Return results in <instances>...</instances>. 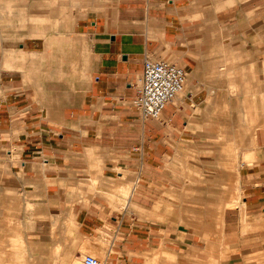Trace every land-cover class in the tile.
I'll return each instance as SVG.
<instances>
[{
  "label": "crops",
  "instance_id": "obj_1",
  "mask_svg": "<svg viewBox=\"0 0 264 264\" xmlns=\"http://www.w3.org/2000/svg\"><path fill=\"white\" fill-rule=\"evenodd\" d=\"M91 2L95 6L85 17L68 16L76 22L71 36L86 43L37 49L36 39L26 37L8 67L0 64V181L14 185L0 188V205L18 196L24 208L32 206L41 217L52 212L71 217L76 236L101 240L107 235L112 251L104 264H145L150 252V262L161 252L193 257L198 243L165 227L160 212L173 204V161L186 152H203L212 101L236 98L224 96L219 85L246 84L250 93L255 84L250 71L253 76L264 60L256 54L255 37L264 36V27L253 26L256 0ZM145 58L167 59L187 75L183 92L158 120L142 121L131 104ZM220 64H229L236 79L213 86V68ZM217 125L224 130L223 121ZM237 164L241 202L239 209L224 212V235L231 215L239 222L244 213L262 243L263 135L239 152ZM123 174L136 179L144 201L132 205L150 212L148 218H129L109 199ZM204 252L211 258L210 244Z\"/></svg>",
  "mask_w": 264,
  "mask_h": 264
},
{
  "label": "rangeland",
  "instance_id": "obj_2",
  "mask_svg": "<svg viewBox=\"0 0 264 264\" xmlns=\"http://www.w3.org/2000/svg\"><path fill=\"white\" fill-rule=\"evenodd\" d=\"M57 1L55 4L51 0H0L1 68L6 69L13 61L15 50L26 37L36 39L33 47L37 49L43 44L86 43L82 38L71 36L76 22L68 16L78 14L85 17L95 5L91 0H72L73 3L70 0ZM263 1L256 0L253 16L256 28L264 27ZM75 2L81 5V10ZM31 16L43 19L30 20ZM25 32L30 35L25 36ZM38 33H43V36L36 35ZM255 44L257 57H264V36H256ZM218 66L213 68V86L223 79L227 82L236 79L230 72L233 68L228 67L229 64ZM252 74L250 71L255 84L250 85V93H247L246 84L219 85L224 87V96L236 98H226L218 105L215 100L212 101L208 116L209 131L201 156L190 151L173 161L175 186L170 196L173 204L165 206V210L160 212V221L165 227L170 226L182 236L192 238L199 247L193 257L186 259L182 252L173 256L161 252L153 254L150 262V252L145 256V264H264V242L255 238L257 229L248 224L244 213H241L239 222L233 218L234 214H230L233 220L226 221V236L223 225L224 212L239 209L241 202L237 186L239 152L251 147L257 134L264 136V60L257 62ZM240 86H244L245 91H241ZM217 120L224 122V130H216L219 128ZM123 179L112 185L109 199L124 207L129 218H141L143 215L148 218L150 212L145 214L137 205H132L135 199L144 201L135 190L136 179L125 174ZM13 187V184L0 181V188ZM133 188L131 201H127ZM14 199L9 205H0V264H83L86 256L105 263L107 253L112 251V241L107 235H103L101 240L81 238L74 234L68 215L62 218L52 212L47 217H41L32 206L24 208L18 196ZM40 224H43L42 227ZM84 243L88 249L81 250ZM208 244L211 245V258L204 252Z\"/></svg>",
  "mask_w": 264,
  "mask_h": 264
},
{
  "label": "built area",
  "instance_id": "obj_3",
  "mask_svg": "<svg viewBox=\"0 0 264 264\" xmlns=\"http://www.w3.org/2000/svg\"><path fill=\"white\" fill-rule=\"evenodd\" d=\"M186 78L184 69L167 59L145 58L141 83L131 101L139 118L142 121L158 120L166 106L183 92ZM83 264L101 262L86 256Z\"/></svg>",
  "mask_w": 264,
  "mask_h": 264
},
{
  "label": "bare ground",
  "instance_id": "obj_4",
  "mask_svg": "<svg viewBox=\"0 0 264 264\" xmlns=\"http://www.w3.org/2000/svg\"><path fill=\"white\" fill-rule=\"evenodd\" d=\"M131 196H132V191L130 192V195L128 196V199H127V201H129L130 199H131ZM85 258V257H84ZM94 258V257H93ZM84 260V259H83ZM97 260V259H96ZM83 262V261H82ZM100 262V261H99ZM101 264H103V263H101Z\"/></svg>",
  "mask_w": 264,
  "mask_h": 264
}]
</instances>
